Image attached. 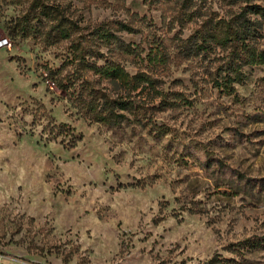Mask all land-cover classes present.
Wrapping results in <instances>:
<instances>
[{
	"label": "rangeland",
	"instance_id": "374dc122",
	"mask_svg": "<svg viewBox=\"0 0 264 264\" xmlns=\"http://www.w3.org/2000/svg\"><path fill=\"white\" fill-rule=\"evenodd\" d=\"M251 4L264 0H0L4 264H264V63L245 49H264V16L246 14L247 46L187 48L225 38ZM120 98L133 110L118 124L88 108Z\"/></svg>",
	"mask_w": 264,
	"mask_h": 264
},
{
	"label": "trees",
	"instance_id": "16d2710c",
	"mask_svg": "<svg viewBox=\"0 0 264 264\" xmlns=\"http://www.w3.org/2000/svg\"><path fill=\"white\" fill-rule=\"evenodd\" d=\"M41 8H42V13L45 15H50V13L53 11L55 8L52 5L45 4L41 2ZM243 14L244 16H240V21L239 24H237L236 28L233 30L232 33L228 34L225 38H217L216 35H204V34H199L197 35V38L194 41H191V44L187 48L190 49V51H193V53H199V51H205L208 48L207 43L209 41H219L218 39H227V40H234L236 42H239L243 45H248L246 44L248 40H250L253 36H256V31H258V26L256 25L255 21H250L249 19H246V14H252L256 16H264V7L256 5V4H251L248 6H245L243 8ZM120 27L119 29L121 30H126L128 32H131L132 29L126 25V24H119ZM64 29V28H62ZM100 33V37L104 41H108L109 43L112 41V39L115 37L112 32L106 28H100L98 30ZM65 36H68L67 30L64 29V34ZM222 41V40H221ZM126 47V45H125ZM130 47V46H127ZM77 48V47H76ZM247 49L246 51V59L250 63H264V49L263 50H252L248 48V46L245 48ZM75 51V50H74ZM81 55L82 50H79L78 48L76 49V52ZM81 51V52H80ZM77 59V57H76ZM77 61H84V56L81 55L80 59H77ZM91 69L97 73L101 78H107L113 81H118L119 83L126 85L128 88H136L142 84V89L144 87L150 89L148 91H151L153 81L147 78L144 75L141 74H135L130 76L124 69H122L120 66L115 65V64H102V65H97L96 63H92V65H89ZM236 66V65H235ZM235 66L229 67L228 69L230 72L225 75V77L218 83V87H222L226 91H231L232 90V84L234 82L239 81L240 79V71L238 68ZM88 108L91 109V112L93 115L96 117L95 119L97 121H101L104 123H112V124H118L120 123L119 117H122V114H119L116 112V109L118 110H124V111H132L133 106L132 103L129 102L128 99L125 98H120V99H110L106 100L104 99L102 104L99 106H93V104L89 103Z\"/></svg>",
	"mask_w": 264,
	"mask_h": 264
},
{
	"label": "built area",
	"instance_id": "2783aa9c",
	"mask_svg": "<svg viewBox=\"0 0 264 264\" xmlns=\"http://www.w3.org/2000/svg\"><path fill=\"white\" fill-rule=\"evenodd\" d=\"M10 46V42L8 41L7 38H0V48L2 47H9ZM4 260V256L0 253V264H4L3 263Z\"/></svg>",
	"mask_w": 264,
	"mask_h": 264
}]
</instances>
